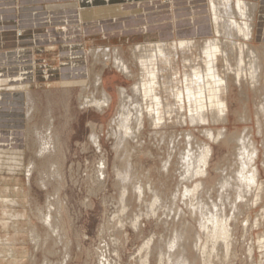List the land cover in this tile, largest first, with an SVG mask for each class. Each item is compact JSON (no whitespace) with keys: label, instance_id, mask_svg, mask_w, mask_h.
Here are the masks:
<instances>
[{"label":"rangeland","instance_id":"374dc122","mask_svg":"<svg viewBox=\"0 0 264 264\" xmlns=\"http://www.w3.org/2000/svg\"><path fill=\"white\" fill-rule=\"evenodd\" d=\"M40 2L43 4L44 0ZM92 3L93 0H71L63 5H47L48 11L80 9L83 18L79 26L78 18L68 13L54 18H48L45 13L23 17L21 14L30 6L38 5L37 0H16V3L14 0H0L2 77L13 78L23 68L32 71L37 68L33 77L25 79L31 99L24 128L1 129L17 132L21 140L16 145H4L3 148H9V152L0 154V264H183V258L186 260L184 264H264V247L260 248L261 240L264 246V186L259 203L252 206L251 201L255 199L253 192L240 199L233 192L218 193V179L225 178L232 170L234 172L238 161H235L237 157L233 154V145H226L221 139L212 141L206 133L211 128L215 133L225 127L227 133L232 134L249 127L259 149L256 164L261 172L258 181L264 185V148L262 137L257 132L252 93L248 92L246 110H241L238 99H244V93L241 94L237 87L232 88L228 121L225 123L194 125L189 123L187 110L181 112L178 108L176 110L179 111H175V106L173 108L176 105L173 92L181 89L186 70L190 74L196 66L204 69L203 53L200 51L203 40L199 38L204 36H194L197 34L194 29L202 24L203 29L206 28L203 35L213 36L208 26L211 23L206 19L210 17L209 6L204 7L199 1L191 3V7H196L192 14L200 15L191 21L193 27L187 26L188 19L183 21L181 14L169 21L174 22L169 32V28L164 26L166 20L155 25L147 14H143L144 17L140 15L137 19L140 31L133 29L135 18H122L118 14L111 16L109 8H91ZM182 5L177 3L179 7ZM18 10H21L20 13ZM16 13L18 16L15 17ZM131 20L132 23L127 22ZM258 22L256 30L259 33L254 35L253 44L261 48L264 39L259 34L260 25L264 30V19ZM64 23L68 24L64 26ZM130 25L127 30L126 26ZM75 26L83 34L78 35ZM150 26H162L158 30L161 33L146 34L150 31L143 29ZM60 27H65L66 32ZM190 27L193 28V35L184 34ZM173 28L180 34L172 33ZM166 31L170 35L164 36L162 32ZM36 32L43 35L38 36L34 34ZM64 36L70 39H63ZM34 37L35 42L32 41ZM178 37L193 40V43L190 41L192 47L177 50L174 54L172 46ZM38 42L40 50H36ZM156 44H164L168 54L166 62L158 61L157 66L161 70L156 67L159 72L155 93L162 101L163 120L155 127L146 117L136 139L124 138V146L115 150L120 93L123 91L128 96L125 105L129 106L127 110L131 114L136 111L133 107L135 103L136 107H145L143 98L132 89L147 81L148 68L140 63L149 59ZM52 45L54 49L46 48ZM19 50L26 51L29 57L23 62L29 65L27 61L32 59V66L19 64L22 60L17 56ZM9 54L16 61H12ZM35 57L37 63H34ZM114 57L125 61L128 72H121ZM97 77L101 78V83L96 86ZM62 82L70 83L64 85ZM2 90L24 93L23 87H11L7 82L0 92ZM103 91L111 98L107 108H100L94 103L103 101ZM24 99L25 114V93ZM244 110L252 121L239 120L238 114ZM202 145L211 147L205 171L191 176V170L185 173L183 169V157L186 154H193L191 156L194 157ZM102 160L106 163L104 169L103 165L100 166ZM200 206L202 214L198 216L193 209ZM212 214H218L216 220L221 221L225 229L217 233L215 240L208 234L212 230ZM207 216L210 220H205ZM172 244L175 257L168 252ZM205 249H209L208 252ZM203 252H207L206 255Z\"/></svg>","mask_w":264,"mask_h":264},{"label":"bare ground","instance_id":"6f19581e","mask_svg":"<svg viewBox=\"0 0 264 264\" xmlns=\"http://www.w3.org/2000/svg\"><path fill=\"white\" fill-rule=\"evenodd\" d=\"M253 2H255V1H253ZM253 2H249V0L248 1H245V0H208V6H209V12H210L209 23H211L210 26H212L211 30H212L213 36L212 37H205V36L199 37L201 40H203V43L200 47V51H202V53H203L204 69H201L202 68L201 66H200L201 67L200 69L198 68L199 66H196L195 69H191L192 71L190 72V74H187L188 70L185 69L186 73H184V78H183V81L181 82L182 87L180 90L173 92L172 96L175 99L174 103L176 102V105L175 104L173 105V108L175 106V111L180 110L182 112L184 110H187V113H188L187 117L190 121L189 123L195 125V123H206L207 124L210 122L211 123H219V122L225 123V122H227L228 121V112H229V97L231 96L230 92L232 91V88L237 87L238 90H240L241 94L244 93V94H242L244 99L243 98L238 99L239 103L241 104V110L242 109L246 110L245 106L247 103V98L249 97L248 92H251L252 98H253L252 108H253L254 114H255V122L257 125V132H258L259 136L262 137L261 145L264 148V45L261 48H259L253 44L254 35H255L254 34L255 33V27H257L256 26L257 20L255 18V14L257 12V9L259 8L258 7L259 4H256ZM163 3L169 4L170 0H168V1L165 0V2H163ZM78 11H79V16H80L79 19L81 21L82 11H80V9ZM78 11H77V13H78ZM82 18H83V15H82ZM107 23L108 22H106V25H107ZM65 24H68V23H64V26H65ZM81 24L82 23H80L79 26H81ZM102 24H105V23L103 22ZM148 26L149 25H146V27H148ZM153 26H155V25H153ZM60 28L62 29L63 32H66V30L63 29L65 27H60ZM194 30L197 31V35H199V34L201 35V34L205 33L202 24L197 25ZM261 30L262 31L259 35H260L261 39H264V30L262 29V27H261ZM62 38L68 39L69 37L64 36ZM178 38L179 39L176 40L174 42V45L172 46V49L175 52L174 54H176L177 50L189 49L190 46L192 45V44L190 45L191 40L188 41L184 37H178ZM191 43H193V40L191 41ZM168 45L170 46L171 43ZM168 45H166V46L168 47ZM40 46H41V44L39 45L37 43L36 44V50L37 49L40 50V48H41ZM46 48L54 49L55 46L52 45V46L46 47ZM152 50L153 51L150 54L149 59L141 60V58H140L141 66H143V67L147 66V68H148V69L146 68L147 73L145 72L146 76H147V81L146 82L143 81V83L140 85H135L132 89L136 95L139 94L141 96V98H143L144 103H145V105H143V106H145V107H142L141 105H139V107L138 106L136 107V105H135L136 103H135L133 107L136 111L134 110L135 113L131 114L127 110V108L129 106H127V104L125 105V99L128 96L123 91H121V93H120V100H119L118 110L116 113L118 115V120H117L118 121L117 122L118 135L116 136L117 140L115 142V148H116L115 150H117V148H119V146H121V145L124 146V142H125L124 138H133L134 140L136 139L138 132L140 131V129L144 125V120L146 117L149 119L150 124L155 126V127L158 124H160L163 120L161 117V115L164 114L162 112L163 109L161 108V106H162L161 102L162 101L159 98L160 96L156 95L155 89L158 86V84H157L158 72L161 70V69L159 70L160 67L158 68L159 65L157 66V64H159L158 61L163 60L164 62H166L167 58H168V54H167V52H165L164 44H156L154 46V48H152ZM196 50H198V49L196 48ZM189 51H191V50H189ZM112 52H113V50H112ZM17 54H18L17 55L18 58L22 59V60L29 57L28 55H26L25 50H23V51L19 50L17 52ZM193 54H195V53L193 52ZM144 56H145V54H144ZM193 56H191V59H193L192 58ZM35 58L36 59H35L34 63H37L38 62L37 57H35ZM115 63L121 69V72H123V71H124L123 73L128 72L129 68L127 67L125 61L122 60V58H117ZM165 64H167V63H165ZM33 65L35 66L37 64H33ZM190 65H192V64H190ZM200 65H202V64L200 63ZM156 67L159 71L156 69ZM161 68H163V67H161ZM169 68H170V66H169ZM30 70L32 71V69L23 68L20 71V73L17 74L16 76H14L13 78H8V77L4 78V77H2V74H4V72H0V87H1L0 89H2V86L4 84H6V82L11 87H14L15 85L23 87V91H24L25 97H26V102H25L26 103V110H25V114H24L25 120H26L27 115H28V111H27L28 110V101L31 99V93L28 90V85H29V84H27L28 82H26L24 80L27 79L28 77H33L34 74H36L37 68L34 67L32 73ZM171 70L169 69V71H171ZM129 72H130V70H129ZM162 72H164V71H162ZM174 72L176 73V71H174ZM142 74H143V72H142ZM171 76H173V75H171ZM99 77H97V79L95 80L96 86L101 83V78H99ZM140 81H141V79H140ZM162 81H160V83ZM158 82H159V80H158ZM62 83L64 85H68L70 82H62ZM173 86H175V85L173 84ZM177 87L179 88L180 86H177ZM164 89H166V88L164 87ZM170 90H173V89H170ZM102 95H103V101L101 100L102 102H94V103L96 105H100L99 106L100 108L101 107L107 108V107H109V105L111 103V98L107 94V92L105 93L103 91ZM164 99H166V98H164ZM169 101H170V99H169ZM163 103H164V101H163ZM165 103H166V101H165ZM168 104H170V103L168 102ZM143 108H145V109H143ZM176 108H178L179 110H176ZM245 110L243 113L240 112L238 114L239 120H241V121H252L251 117H247L245 115V113H246ZM176 113L174 115L175 117H176ZM183 115H184V113H183ZM177 118L179 119V117H177ZM182 118H184V117H182ZM182 118H180V119H181V121L184 122V119L182 120ZM179 123H181V122H179ZM249 130H250V128L247 127V129L244 128V131H242V132L240 131V132L228 134L227 128L223 127V129H219L215 133L212 132V128H211V131H207V132L205 131V132L209 135V137L211 138L212 141L213 140L218 141V139H221L224 144L233 145V148H234L233 150L235 151V152H233V154L236 155V157H237V159H235V161L236 160L238 161L237 167L236 168L234 167L235 168L234 172L232 170V172L230 171L231 173L228 176L225 177V174H224L225 178H221L220 180L218 179L217 184L219 185V188H220V189L217 188V191L219 190L218 193H221L223 191H225L226 193L228 191L233 192L237 196V199H240L242 196L248 195L251 192H253L255 199L253 198L254 201H251V206H252L253 203H254V205L259 203L261 190H262L264 185L262 182L258 181V177H259V174L261 172V171H259V168L256 164L257 159L259 157V149L257 147L256 141L254 140V136L252 135L253 132H250L252 130H250V131ZM187 133H188V131H187ZM16 134H18V133L13 132V131L0 129V154L4 153V155H5L7 152H9V150H8L9 148H3L4 145H7V144L16 145L20 142L21 139L19 140V136ZM91 139H93V136H91ZM183 145L184 144H182V148H183ZM188 146H190V145H188ZM44 147L40 148V153L42 152ZM97 147H99V145H97ZM179 150H182V149H179ZM197 151H198V153L196 152L197 154L194 152L195 153L194 157L191 156L193 154H191V155L186 154L183 157V165L185 166V168H183V169L185 170V173H187V171L189 173V171L191 170L190 171L191 176L195 173H197V174L200 173V175L202 173H204V171H205L204 167L207 164L208 158L210 156L211 147L208 145H202V146H199V150H197ZM14 157H12V158H14ZM226 157H225V159H226ZM168 160H170V159H168ZM233 160H234V158H233ZM262 164L264 166V158H263ZM102 165H103V169H104L106 163L103 160H102V164L100 166L102 167ZM125 167L128 168L127 165ZM231 167H232V165H231ZM226 170H228V168ZM219 172H218V174H220ZM101 173L103 175L102 171H101ZM223 173H225V172H223ZM205 174L203 176H206ZM118 175H120V174H118ZM221 175L223 177V174H221ZM221 175H219V176H221ZM100 176H101V174H100ZM124 178L126 179L127 177L125 176ZM197 186H198V184H197ZM216 187H218V186H216ZM213 188H215V187H213ZM263 194H264V192H263ZM209 196H210V194H209ZM218 197H219V194H218ZM263 197H264V195H263ZM226 198H229V197H226ZM234 198H236V197L234 196ZM220 199H222V198H220ZM249 199H250V197H249ZM249 199L247 200V202L249 201ZM214 202H216L215 199H214ZM217 202L219 203V201H217ZM234 202H236V201H234ZM261 202H262V199H261ZM231 203H232V201H231ZM211 204H212V202H211ZM239 204H241V202H239ZM239 204L237 203V206ZM247 205L248 204H246V206ZM151 207H153V206H151ZM205 207H207V204ZM234 207H235V205H234ZM241 209H242V207H241ZM201 210H202L201 206L195 207L193 209V213L197 212L198 216H199V214L200 215L202 214ZM234 210L236 211V208ZM261 210H260V212H261ZM215 211H216V209H215ZM239 211H241V210H239ZM260 212L258 211V214H260ZM262 212H264V211H262ZM216 213H220V212L216 211ZM224 213H226V212H224ZM217 215L218 214L210 215L211 218H213L211 220L212 221L211 222L212 223L211 224L212 230H211V232L209 230L208 234H210V238L212 240H215V237L217 236L218 232H220L221 230L225 231L223 224L220 223L221 221L218 222L219 220L218 221L216 220ZM222 215H224V214H222ZM236 216H237V214H236ZM260 216H261V214H260ZM207 218H208V216L205 218V220H207ZM208 219L210 220V217ZM234 219H236V218H234ZM46 220H45V222L48 223L49 219H48V221H46ZM230 220H231V218H230ZM202 222H204V221H202ZM255 222H256L257 226L260 225L259 223H257V220ZM203 233H204V230H203ZM226 234H228V233H226ZM181 237H183V235H181ZM206 237H209V236H206ZM229 241H230V238H229ZM261 241H260V248L262 250V248L264 246H263V240H261ZM206 244H207V242L205 243V245ZM174 245H175V243H174ZM214 247L211 248L212 251H213ZM180 250L183 251V249H180ZM185 250H187V249H185ZM208 250L205 249V251H207V252H208ZM173 251H175V249H174V246L172 244L171 246H169L168 252H170L169 254L172 255ZM178 251H179V249L177 250V252ZM207 252H203V253H205L204 255H206ZM173 257H175L174 254H173ZM184 257H185V255H184ZM205 257H207V256H205ZM183 259H181V260L183 261V264H184V262L186 260H183ZM207 259H205V260H207Z\"/></svg>","mask_w":264,"mask_h":264},{"label":"crops","instance_id":"0c3cea01","mask_svg":"<svg viewBox=\"0 0 264 264\" xmlns=\"http://www.w3.org/2000/svg\"><path fill=\"white\" fill-rule=\"evenodd\" d=\"M14 1L16 3V0H14ZM40 1L37 0V4H38L37 6H30L31 8L26 10L24 12V14H21V15L23 17H32L35 15H37V16L43 15V13H45V14H47L48 18H54V17L60 16V15L64 16V13H68V14H71V16L73 18H78V22L80 21L79 11L76 8H70L67 10L56 9L57 11H55V10L48 11V9L46 8L49 3H52V4L54 3V4H58V5L62 4L63 5L64 3H67V2L69 3L71 0H68V1L44 0L43 4ZM198 1L200 2V4H204V7H206V5L208 6L207 0H170L169 4H164L162 2V0H98V1L93 0V3L94 2L95 3L91 4V8H96V7L106 8L107 7L110 9V15L111 16L113 14H118V16H121L122 18H124V17H126L128 19L129 18L130 19L135 18V20L133 22L136 21V25H134L133 29L137 28L136 30L141 29L140 27H138L140 23L138 22L137 19L140 17V15H142L144 17V15L147 14L148 15L147 18L151 19V21H153V23H155V25H157V24L159 25V24H161L162 20H166V22H164V24H165L164 26L168 27L169 32H170V26L173 25L174 22L170 23L169 21H171L172 19H175L176 17H179L181 14H182V16L180 18L183 19V21L188 19V22H187L188 25L187 26L191 25V21L194 20V17L200 16V15L195 16L191 12L193 9L194 10L196 9L195 6L191 7V5H192L191 3L198 2ZM245 1H248V0H245ZM253 1H255V2H253ZM249 2L259 4V6H258L259 8L257 9V12L255 14V18L258 21L262 18L264 19V0H249ZM79 3H80V1H79ZM177 3H182L183 4L182 7L177 6ZM86 5L88 6L89 4H86ZM14 6L19 8L15 4H14ZM112 9H114V10H112ZM117 9H118L119 13H118ZM20 11L21 10H18L17 12L20 13ZM77 11H78V13H77ZM68 14H65V15H68ZM16 16H18L17 13H16L15 17ZM114 16H116V15H114ZM81 19H82V15H81ZM206 19L209 20V16ZM258 21L256 23L257 27L255 28L254 34H257V32L259 33V31L256 30L259 28L258 27L259 26ZM127 22L132 23V20L127 21ZM80 23H81V21L78 24H80ZM142 23H143V21H142ZM180 24H182V21H180ZM182 26H184V24ZM208 26H210V25L208 24ZM128 27H131V25L126 26V29ZM161 27L162 26H159V28H153L150 26L147 29H145V28L143 29V30L150 31L149 33H146L144 31L143 32L146 34H151V35H156V34L159 35V33H161V32H159L158 30H160ZM261 27H262V25H260V33L262 31ZM74 28H76V26ZM176 28H177V26H176ZM210 28L212 29V26H210ZM173 30L174 31H172V33L174 32V34H180L174 28H173ZM192 30H193V28L190 27L188 32H186L184 34L193 35ZM76 31H77L78 35L83 34V32L79 30L78 26L76 28ZM130 31H132V30H130ZM140 31H142V30H140ZM25 32H27V31H25ZM169 32L166 31L165 33L164 32H162V33L164 34V36L165 35L168 36V35H170ZM211 32H212V30H211ZM34 34H39L38 36L43 35L42 32H36ZM196 35L197 34H195L194 36H196ZM199 36H205V34L204 35L199 34ZM35 39L36 38L34 37V40H32V41L35 42ZM82 40H83V37H82ZM38 44L40 45V42H38ZM12 55H14V53ZM12 55L9 54V56H11V58H12V61H16V59L14 58L15 55L14 56H12ZM31 60L27 61V64H29V65H26V63L23 62L24 60H21V63H19V64L23 65V66L26 65L25 67H30V66H32L31 64L33 63ZM8 75H10V73H8ZM5 76H7V75H3V77H5ZM8 78H10V76H8ZM24 81H26V80H24ZM24 100H25L24 99V93L22 91L2 90L0 92V123H2V124H0V129H9V128L13 129V128H15L17 130H20L21 128H24V125L26 122L24 119V113H23Z\"/></svg>","mask_w":264,"mask_h":264}]
</instances>
